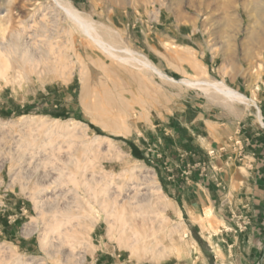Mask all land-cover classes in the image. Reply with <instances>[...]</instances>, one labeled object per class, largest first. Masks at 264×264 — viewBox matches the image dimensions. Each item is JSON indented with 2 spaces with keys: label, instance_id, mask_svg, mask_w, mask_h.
I'll return each mask as SVG.
<instances>
[{
  "label": "rangeland",
  "instance_id": "374dc122",
  "mask_svg": "<svg viewBox=\"0 0 264 264\" xmlns=\"http://www.w3.org/2000/svg\"><path fill=\"white\" fill-rule=\"evenodd\" d=\"M62 1L169 79L103 54L54 0H0V40L48 52L37 69L0 53V264H264L235 238L238 204L228 229L161 181L205 127L220 174L264 152V0Z\"/></svg>",
  "mask_w": 264,
  "mask_h": 264
},
{
  "label": "crops",
  "instance_id": "0c3cea01",
  "mask_svg": "<svg viewBox=\"0 0 264 264\" xmlns=\"http://www.w3.org/2000/svg\"><path fill=\"white\" fill-rule=\"evenodd\" d=\"M203 124L205 127V123ZM204 131H206V134H203V136L197 134L196 131H191L188 140L177 139L179 146L184 148L182 155H187L191 164H186L187 170H181L180 173L177 169L174 172L167 173L166 182L164 178H161L162 187L166 191H168L169 186L172 187L186 212L188 211L185 204L182 203L184 202L183 197L185 194L189 203L187 207L193 214H196L199 209H203L206 206L216 209L219 211L218 219L228 229L229 227L226 226L225 220L229 219V213L225 215L220 212V206H223V209L228 207L229 210L225 209L224 212H232L235 215V211L239 213L238 204L241 207V214L239 213L238 217L242 219V222H246V219H248V224L243 227V231L239 229V233L235 238L239 239L241 244L249 243L247 245L249 249L246 250L249 258H252L253 255H260V253L263 255L264 161L261 158L264 160V152L262 155L252 153L255 154L256 161L254 157H250V154L247 153L241 159L242 163L226 166L227 168L224 167L223 173L220 174V171H215L216 168L221 170V167L217 166L218 162L222 163L219 159L220 155L218 153L211 155L213 150H210V135L206 127ZM172 140L174 141L173 138ZM173 144L175 145V142ZM228 151L232 152L230 149ZM231 155L233 154L230 153ZM212 162L216 164L212 165ZM232 207H234V210ZM108 254L111 255V253ZM254 264H258V262Z\"/></svg>",
  "mask_w": 264,
  "mask_h": 264
},
{
  "label": "bare ground",
  "instance_id": "6f19581e",
  "mask_svg": "<svg viewBox=\"0 0 264 264\" xmlns=\"http://www.w3.org/2000/svg\"><path fill=\"white\" fill-rule=\"evenodd\" d=\"M57 2L61 7V10L63 9L65 11V13L67 14L66 16H68L74 23L75 25H77L81 31L83 32V34L94 44V46L99 49L100 51H102L103 54H107L113 58H116L120 61H127V60H130V59H136L138 60L143 66L147 67L148 69H150L151 71H153L154 73H156L158 76L160 77H163V78H167L169 79V77L167 75H165L161 70L158 69V67H156L152 62H150L148 59L146 58H142L141 60L138 59L137 57H134L135 55L133 54V52L129 49V48H122V51H124V53H127L128 56H125L126 54H123V55H119L118 52H119V49H117L116 47H114L115 45L112 44V42L110 43V33L106 34L108 35V39L106 37V35L104 36L102 33L99 32L98 30V26L95 25V23L93 22V20L91 19H88L86 18L85 16H83L79 10H77L75 7H73L70 3H66L62 0H54V2ZM11 2V1H10ZM12 3V2H11ZM1 8V7H0ZM5 8V7H4ZM8 10V9H7ZM1 11V10H0ZM15 33V32H14ZM104 33V32H103ZM106 33V32H105ZM104 33V34H105ZM104 37H106V40ZM16 35V33H15ZM112 35V34H111ZM12 34L10 35V40L12 39L11 38ZM30 37V35H28ZM15 37V36H13ZM17 37V36H16ZM112 37V36H111ZM9 40V41H10ZM15 40V39H14ZM5 40H0V53L2 55H5L6 57H9L11 54H12V57L11 59L13 58V56H15V59H16V54H18L19 56V59H21L20 61H22L21 64L23 63H27L30 64V66H33V67H36L34 66V62H36V65H38V61L39 60V57H41L42 55L45 56L47 55L46 53H43L41 54L40 56H36L33 52V48L35 47H32L30 48V46H23L20 50L18 49V45L17 43H11V44H5L4 42ZM17 41V40H16ZM14 41V42H16ZM115 43V42H114ZM73 44V43H72ZM10 45V46H9ZM33 45V44H32ZM35 46V45H34ZM73 46V45H72ZM71 46V47H72ZM39 48V46H38ZM74 48V47H72ZM36 49V48H35ZM19 50V51H18ZM37 50V49H36ZM40 50V48H39ZM38 50V51H39ZM44 50V49H43ZM41 52V51H40ZM73 52H74V49H73ZM14 53V55H13ZM51 53V52H50ZM76 53V52H75ZM105 54V55H106ZM4 56V57H5ZM38 57V58H37ZM10 58V57H9ZM42 58H46V57H42ZM56 58V57H55ZM58 58V57H57ZM14 59V58H13ZM14 59V60H15ZM48 59V56L45 60ZM44 60V59H43ZM49 60V59H48ZM10 63V62H9ZM40 63V62H39ZM46 63V62H45ZM43 64V62L41 63ZM47 64V63H46ZM46 64H43L45 65L46 67ZM5 67H8V64L7 62H5ZM28 66V65H27ZM29 66V67H30ZM21 67V66H20ZM43 68V67H42ZM37 69V67H36ZM41 69V68H40ZM39 70V69H38ZM171 80V78H170ZM183 83L187 84V85H191V86H204V87H212V88H216L218 89L220 92H222L224 95H227V96H230V97H236L237 99L239 98L241 101H243V95L241 96L239 93L235 92V90H231V88L229 89L222 81H213V80H210V79H198V78H193V79H186V80H182ZM235 99V98H234ZM97 104V103H96ZM94 105V104H93ZM101 106V104H100ZM95 107H97L95 105ZM94 108V107H93ZM99 108V107H98ZM100 111V110H99ZM105 111V110H104ZM105 126H107L106 124H104ZM119 245H122V244H119ZM124 246V245H123ZM127 246V245H126ZM130 247V246H129ZM129 247L127 249H129ZM126 248V247H125ZM131 249H129L130 251ZM135 250V249H134ZM133 250V251H134ZM132 252V251H131ZM135 252V251H134ZM132 252V253H134ZM136 254V253H134ZM136 257V256H135ZM138 258V257H137ZM140 260V258H139Z\"/></svg>",
  "mask_w": 264,
  "mask_h": 264
},
{
  "label": "trees",
  "instance_id": "16d2710c",
  "mask_svg": "<svg viewBox=\"0 0 264 264\" xmlns=\"http://www.w3.org/2000/svg\"><path fill=\"white\" fill-rule=\"evenodd\" d=\"M52 116H53V117H59L60 115H58L57 113H52ZM128 142H129L130 146H132L131 142H130V141H128ZM131 150H132V154H133L135 157H137V158H139V159H142V160H145L144 157H143V155H142L139 151H137V150L135 149L134 146L131 147ZM155 165H156V164H155ZM156 170H157V173H158V168H157ZM158 174H159V173H158Z\"/></svg>",
  "mask_w": 264,
  "mask_h": 264
}]
</instances>
